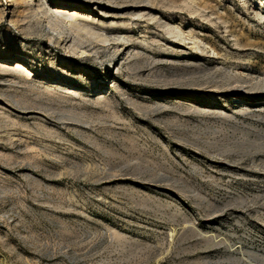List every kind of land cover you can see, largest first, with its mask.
Listing matches in <instances>:
<instances>
[{
    "label": "rangeland",
    "instance_id": "obj_1",
    "mask_svg": "<svg viewBox=\"0 0 264 264\" xmlns=\"http://www.w3.org/2000/svg\"><path fill=\"white\" fill-rule=\"evenodd\" d=\"M25 1L0 0V264H264V0Z\"/></svg>",
    "mask_w": 264,
    "mask_h": 264
},
{
    "label": "bare ground",
    "instance_id": "obj_2",
    "mask_svg": "<svg viewBox=\"0 0 264 264\" xmlns=\"http://www.w3.org/2000/svg\"><path fill=\"white\" fill-rule=\"evenodd\" d=\"M9 2H13L15 3L16 6H21V7H24V5H26V1L25 0H9ZM41 1L37 0L35 2V6H32L33 4H28V10L32 11L34 10V8H37V9H41ZM41 13H42V10H41ZM80 17L81 15L78 13V11L76 10V8L74 9H64V10H61L59 8H55L54 10V14H53V18H54V21L56 20L55 24L56 26H61V27H64V28H67L68 30L70 28H73L74 26L75 27H79L80 26ZM53 18L51 20H53ZM71 22V23H70ZM14 69L16 70H21L23 69L24 67L22 66V63L20 62H17L14 66H13Z\"/></svg>",
    "mask_w": 264,
    "mask_h": 264
}]
</instances>
